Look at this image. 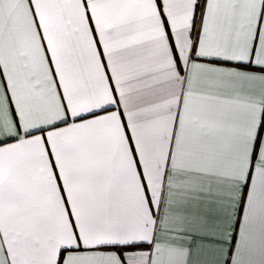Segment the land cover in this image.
Here are the masks:
<instances>
[{"label": "snow or ice", "instance_id": "1", "mask_svg": "<svg viewBox=\"0 0 264 264\" xmlns=\"http://www.w3.org/2000/svg\"><path fill=\"white\" fill-rule=\"evenodd\" d=\"M0 264H264V0H0Z\"/></svg>", "mask_w": 264, "mask_h": 264}]
</instances>
